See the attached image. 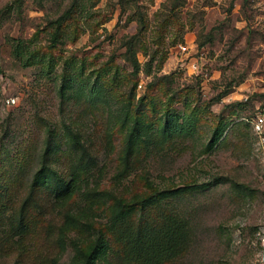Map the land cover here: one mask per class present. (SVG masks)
I'll return each instance as SVG.
<instances>
[{
	"label": "rangeland",
	"instance_id": "374dc122",
	"mask_svg": "<svg viewBox=\"0 0 264 264\" xmlns=\"http://www.w3.org/2000/svg\"><path fill=\"white\" fill-rule=\"evenodd\" d=\"M262 105L264 0H0V264H88L101 241L96 264H264ZM44 157L74 168L64 205L33 181ZM122 211L188 236L145 261Z\"/></svg>",
	"mask_w": 264,
	"mask_h": 264
},
{
	"label": "trees",
	"instance_id": "16d2710c",
	"mask_svg": "<svg viewBox=\"0 0 264 264\" xmlns=\"http://www.w3.org/2000/svg\"><path fill=\"white\" fill-rule=\"evenodd\" d=\"M28 47V44H26L21 37H18L14 43L15 53L23 59L29 57L32 53L33 49ZM68 129L70 135L68 141V145L70 146L69 151L73 155L79 151V154L83 156H91L92 153L88 151L85 143L81 140L80 133L70 126ZM49 132L51 135L48 141L51 149L55 152L57 148L53 145V143L56 142L55 132L52 131V128ZM131 137L132 133L129 135V140H131ZM146 138L152 139V133H146ZM44 153L48 154L46 151H44ZM73 171L74 168L72 169V167H70L68 177L62 176L48 158L44 157L42 158L40 166L34 172L33 181L50 184L52 186L54 200L58 204L64 205L79 185V182L71 176ZM154 197L155 194L152 193L146 198L150 200ZM120 214V216L114 219L111 225L113 231H116L120 237L129 242L135 256L145 261H159L164 256L176 253L188 236V220L180 214H167L161 221H142L136 225H132L128 221L123 222L124 218L122 214H124V212L122 211ZM118 224H122V226H118ZM106 244L107 241H101L89 252L88 256L94 257V259L88 264H96L94 260L101 250L99 246H106Z\"/></svg>",
	"mask_w": 264,
	"mask_h": 264
},
{
	"label": "built area",
	"instance_id": "2783aa9c",
	"mask_svg": "<svg viewBox=\"0 0 264 264\" xmlns=\"http://www.w3.org/2000/svg\"><path fill=\"white\" fill-rule=\"evenodd\" d=\"M182 47H186L185 44H181ZM253 127L255 132L259 136V142L264 148V105L260 106L253 117ZM264 242V235H263Z\"/></svg>",
	"mask_w": 264,
	"mask_h": 264
}]
</instances>
